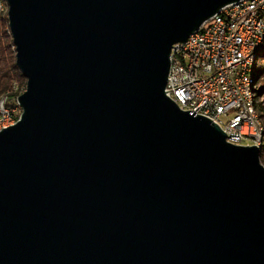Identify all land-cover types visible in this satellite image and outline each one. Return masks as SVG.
<instances>
[{
    "label": "water",
    "instance_id": "95a60500",
    "mask_svg": "<svg viewBox=\"0 0 264 264\" xmlns=\"http://www.w3.org/2000/svg\"><path fill=\"white\" fill-rule=\"evenodd\" d=\"M243 0H8L27 80L0 131V264H264L260 147L167 89Z\"/></svg>",
    "mask_w": 264,
    "mask_h": 264
},
{
    "label": "built area",
    "instance_id": "2783aa9c",
    "mask_svg": "<svg viewBox=\"0 0 264 264\" xmlns=\"http://www.w3.org/2000/svg\"><path fill=\"white\" fill-rule=\"evenodd\" d=\"M262 1L243 0L225 7L207 22L205 34L194 33L171 54L170 97L182 110L218 124L237 145L258 144L257 122L246 109L243 85L245 53L260 45V31H253V24ZM12 109H21L22 114L20 103L4 104L0 128L11 121Z\"/></svg>",
    "mask_w": 264,
    "mask_h": 264
},
{
    "label": "bare ground",
    "instance_id": "6f19581e",
    "mask_svg": "<svg viewBox=\"0 0 264 264\" xmlns=\"http://www.w3.org/2000/svg\"><path fill=\"white\" fill-rule=\"evenodd\" d=\"M9 6L8 0H0V14L8 13ZM264 22V1L259 5L256 15L254 16L253 31H260V45L255 46L251 52L245 53V72H244V85L243 92L245 95L246 109H250V115L252 120L257 122L258 133V144L259 147L262 145L264 139V121L260 116V107L264 106V93L260 85V79L256 78L255 72L258 69L259 57L258 53L264 51V25L260 29L261 24ZM207 30V23L197 31V34H205ZM15 87L11 91L0 97V109L4 104L19 103V98L26 92L27 84H21L15 82ZM21 109H12L11 121L8 125H5V129L15 125L20 119ZM4 128H0V131ZM245 145L246 144H238Z\"/></svg>",
    "mask_w": 264,
    "mask_h": 264
},
{
    "label": "trees",
    "instance_id": "16d2710c",
    "mask_svg": "<svg viewBox=\"0 0 264 264\" xmlns=\"http://www.w3.org/2000/svg\"><path fill=\"white\" fill-rule=\"evenodd\" d=\"M264 52V51H263ZM263 52L258 53L260 62L264 63ZM16 50L10 31L8 13L0 14V97L8 94L15 82L27 84L21 71L17 67ZM258 70V69H257ZM264 79V71L258 77ZM264 93V88L262 89ZM260 116L264 118V106L260 107ZM264 140V139H263ZM261 161L264 165V145L260 147Z\"/></svg>",
    "mask_w": 264,
    "mask_h": 264
},
{
    "label": "rangeland",
    "instance_id": "374dc122",
    "mask_svg": "<svg viewBox=\"0 0 264 264\" xmlns=\"http://www.w3.org/2000/svg\"><path fill=\"white\" fill-rule=\"evenodd\" d=\"M262 56H264V52L262 53ZM262 71H264V63L260 62L258 63V70L255 72V77L258 78L260 76V74L262 73ZM22 84V83H21ZM260 85H261V88L263 89L264 88V79L262 78L261 81H260ZM263 121H264V118H263ZM262 144L264 145V140H262Z\"/></svg>",
    "mask_w": 264,
    "mask_h": 264
}]
</instances>
